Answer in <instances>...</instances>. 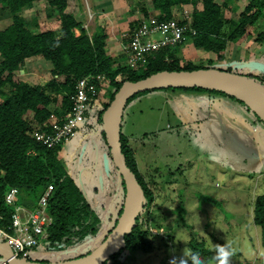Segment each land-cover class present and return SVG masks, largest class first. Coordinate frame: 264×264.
<instances>
[{
	"label": "rangeland",
	"instance_id": "374dc122",
	"mask_svg": "<svg viewBox=\"0 0 264 264\" xmlns=\"http://www.w3.org/2000/svg\"><path fill=\"white\" fill-rule=\"evenodd\" d=\"M200 1L197 3L201 8ZM246 3L247 0H236L235 4L224 9L225 16L237 20ZM67 10L83 23L90 35L104 29L108 35V52L112 57H119L124 66L136 70L145 66L148 59L134 58L127 45L140 24L148 25L151 19H160L159 11L154 10L153 0H68ZM145 10L150 14L146 15ZM172 12L173 19L184 24L188 31L193 30L192 3L173 5ZM20 14L31 31L54 28L57 34L60 33V22L47 0L29 3ZM12 22L9 7L0 3V26L5 27ZM230 28V24H226L223 30L228 32ZM261 30H264V18L248 26L247 32L237 41L240 44L229 42L225 63L215 62V53L195 47L187 36L180 43L181 65L185 66L189 61L197 66L222 69L230 65L233 71H242L238 73L263 74L264 56L253 54L259 44L255 36ZM79 32L76 29V33ZM24 68V71L16 73L33 84H43L52 77L51 64L42 55L28 57ZM97 78L100 90L93 94V109L103 106L113 91L108 79L101 75ZM245 81L264 96V84ZM183 90L162 87L144 91L132 99L131 105L122 113V116L126 113V121H121V129L129 135L139 169L155 193V200L149 212L144 214V221L150 227L156 246L153 253L125 249L123 264H170L171 253L180 256L191 252L192 244L201 241L212 251L218 243H231L236 254L230 259V264L240 257L245 259L256 254L262 259L264 248L263 245L261 248L258 246L261 235H256L258 229L252 219L251 205L262 193L264 183V121L246 105L212 91L187 89L194 97L176 100L174 95ZM56 107L57 103L50 105L52 109ZM96 119V116L89 117L76 129L72 137L80 134V140L71 144L73 150L69 145L65 151L62 148L61 158L68 170L72 171L73 160L81 159L80 151L84 146L89 148L97 144L106 150L102 126ZM89 122L95 124L92 126ZM254 127L260 132L253 131ZM103 158L110 159L108 153ZM114 172L119 178L116 167ZM173 181L177 182L174 187ZM162 185L166 187L162 188ZM113 221L108 222L110 227ZM107 229L105 227L101 235L80 249L62 253V257H77L92 251L105 239ZM168 231L171 239L167 238L170 236ZM46 240L41 241L42 246ZM165 241H172L168 249L163 245ZM35 250L38 249L31 248L30 260L51 261L49 252L37 258ZM204 264H217L215 256Z\"/></svg>",
	"mask_w": 264,
	"mask_h": 264
},
{
	"label": "trees",
	"instance_id": "16d2710c",
	"mask_svg": "<svg viewBox=\"0 0 264 264\" xmlns=\"http://www.w3.org/2000/svg\"><path fill=\"white\" fill-rule=\"evenodd\" d=\"M33 1L36 0H0V3H5L9 7L13 19L11 24L0 26V211L3 214L0 226L5 227L11 223V214L14 211L13 206L5 201V192L8 188L18 187L20 195L22 194L19 202L33 208L46 188L52 185L48 201L52 222L48 227L45 248L61 253L63 250H69L72 253L73 249H80L82 245H86L92 238L98 236L103 222L91 200L86 197L61 158L65 142L50 148L36 138L34 131H42L49 128L53 120L58 122L65 118L73 105L71 96L76 94V84L80 79L91 77L96 90H100L97 77L101 75L109 80L113 88L104 105L94 108L93 111V115L97 118L96 122L102 126V134L107 145L106 153L113 160L103 130L102 114L124 81L142 79L160 70L211 68L232 72L245 84L247 82L245 80L264 84V73L252 76L235 72L231 66L226 69L197 66L191 61L183 66L179 56L180 43L156 51L153 56L148 57L147 63L140 70L129 68L121 63L119 57H112L108 52L107 32L98 29L90 35L83 23L67 10L68 0H47L60 22L59 34L54 28L31 31L20 11ZM200 2L201 8L198 7L197 0H153V6L155 11H159L157 15L161 20H168L173 17V5L192 3L194 32L187 31L186 35L195 47L215 53L216 59L220 62L226 58L229 42H237L247 32L249 25H255L259 19L264 18V0H247L237 20L227 18L224 10L235 4L236 0H223L222 4L215 0ZM145 14L149 15L150 12L145 10ZM226 24L231 26L228 32L223 30ZM35 26H37L36 21ZM76 29L80 30L78 34ZM255 37L257 43L264 48V30ZM35 55H42L51 64L52 77L43 84H33L20 78L16 73L24 71L26 59ZM182 89L212 91L244 104L222 91L202 87ZM138 94L123 104L121 121L124 109ZM52 103H57L55 109L50 108ZM90 104L94 105L93 100ZM89 124L93 126L95 123L89 122ZM121 144L128 166L135 172L143 187L146 203L137 216L132 231L125 236V247L103 264H123L125 249L151 253L156 248L150 227L144 221V214L149 212L155 200V193L140 171L135 150L129 143L128 135L122 129ZM115 167L118 169L117 166ZM121 183L125 190L122 176ZM122 207L123 204L103 238L115 226ZM253 215L264 241V192L259 194L253 203ZM192 251H197L203 262L211 260L214 255L203 241L192 244ZM187 264H190V261Z\"/></svg>",
	"mask_w": 264,
	"mask_h": 264
},
{
	"label": "water",
	"instance_id": "95a60500",
	"mask_svg": "<svg viewBox=\"0 0 264 264\" xmlns=\"http://www.w3.org/2000/svg\"><path fill=\"white\" fill-rule=\"evenodd\" d=\"M162 87H202L222 91L242 101L264 121V96L250 88L232 72L197 68L160 70L138 80H126L102 114L103 130L115 165L125 182V197L120 216L105 239L92 251L73 258L41 261L17 256L7 241H0V257L10 264H103L126 245L137 216L143 210L146 196L135 172L128 166L121 144V111L126 100L134 95Z\"/></svg>",
	"mask_w": 264,
	"mask_h": 264
},
{
	"label": "built area",
	"instance_id": "2783aa9c",
	"mask_svg": "<svg viewBox=\"0 0 264 264\" xmlns=\"http://www.w3.org/2000/svg\"><path fill=\"white\" fill-rule=\"evenodd\" d=\"M136 30L127 49L134 58L142 60L145 58L147 60L152 53L164 47L185 41L188 31L184 24L173 18L151 19L148 25L141 26L140 24ZM155 34L159 36L156 37ZM95 90L96 86L91 77L80 79L76 84V94L71 96L73 105L65 118L58 122L53 120L50 127L42 131L36 130L34 133L36 138L50 148L70 140L76 129L87 121V118L94 117L95 103L93 102L94 105L90 103L94 98ZM52 188V185L46 188L33 208L19 202L18 187L12 186L6 190L5 201L13 206L14 211L11 214V223L5 227L0 226V241H7L17 256L29 259L31 248L49 252L52 258L60 254L57 250H47L45 245L41 244L42 240L48 238V227L52 222L48 211ZM2 218L3 214L0 211V219Z\"/></svg>",
	"mask_w": 264,
	"mask_h": 264
},
{
	"label": "crops",
	"instance_id": "0c3cea01",
	"mask_svg": "<svg viewBox=\"0 0 264 264\" xmlns=\"http://www.w3.org/2000/svg\"><path fill=\"white\" fill-rule=\"evenodd\" d=\"M235 43L240 44L241 42H235ZM228 47H229V45H228ZM263 49L264 48L260 44H258L257 48L255 49V52L253 54L254 55L256 54L257 56L262 57V56H264V50ZM242 52L245 53L246 50L245 51L243 50ZM215 62L225 63L226 59H224V61H222V62H220L218 60ZM238 72H242V71L240 70ZM188 95H190V96H188ZM174 97L176 98V100H179L181 98L192 99L194 96L192 94H189L188 90L185 89V90H183V92H181L177 95H174ZM216 99L221 100V98H219V97H216ZM130 105H131V102L129 103L128 106H130ZM127 107L125 109H127ZM208 119H210V118H208ZM122 121H126V113L123 115ZM196 121L198 122L199 119H196ZM253 131H255L256 133L257 132L259 133L260 129H257V127H254ZM124 133L126 134V132H124ZM126 135H128V134H126ZM74 137H71V139L68 141V143L65 144V146L63 147L64 151L66 150V148H65L66 146L69 145V148H70V147H72L71 146L72 143H76V142H78V140H80V134H78L77 136H74ZM128 137H129V135H128ZM70 149L73 150V148H70ZM105 152H107V148L105 150L104 148H101L97 144L94 147L89 146V148L84 146L82 148V152L80 151V154L82 156V157L80 156L81 159L79 158V160H76V161L73 160L74 163L73 162L71 163V166L73 165L72 171H70V169H69L72 177L74 178L76 183L79 185V187L82 189V191L85 193L86 197L89 200H91V202L94 206V209L96 210V212L98 213V215L100 216V218L103 222L102 227H101V231H100V235H101V232H103L105 227H108L107 230H109L110 226L108 225V222H112L115 219L118 211L121 208V205L124 202V197H125V190L123 189V186L121 183V176L119 175V178H116V174L114 172V167L116 165L111 158L110 159L108 158L109 161H107L105 158H103V155L104 154L106 155ZM176 183H177L176 181H173L171 183L173 185L172 187H174ZM262 185H263L262 192H264V183ZM165 187L166 186L162 185V188H165ZM251 207L253 208L252 205H251ZM252 219L254 221L253 209H252ZM254 225L256 226V229L259 230V227L255 224V222H254ZM258 230H256V235H261L260 231H258ZM168 233L170 234V231H168ZM167 238L171 239L172 235L171 234H170V236L168 235ZM258 239H259L258 240L259 248H261V245H263V248H264V241L262 240V238H258ZM167 242L168 241H165V242H163L164 244L163 243L162 244L164 246H166V248L168 249L169 244H171L172 241L168 242V243ZM155 249L153 252H156ZM67 251H69V250H63L62 253H67ZM34 252H35V255L37 258L43 257L45 255V253H48V252H44L41 250H39V251L37 250ZM153 252H151V253H153ZM59 253L60 254L57 257L52 258L51 261L73 258V257H68V256L63 258L62 253L61 252H59ZM213 253H214V251H213ZM38 254H40V255H38ZM214 256L215 255H213V258L211 260L214 259ZM170 257H171V259H173V257H176V255L171 253ZM50 258H51V256H50ZM35 260H41L42 261L45 259L39 258V259H35ZM211 260L204 261V263H207ZM0 264H8V263L3 257H0ZM232 264H264V256L262 257V259L259 258L257 256V254L253 255L251 257H246L245 259L240 257L239 259L234 261Z\"/></svg>",
	"mask_w": 264,
	"mask_h": 264
},
{
	"label": "clouds",
	"instance_id": "9594fccd",
	"mask_svg": "<svg viewBox=\"0 0 264 264\" xmlns=\"http://www.w3.org/2000/svg\"><path fill=\"white\" fill-rule=\"evenodd\" d=\"M235 254L236 249L227 241L223 244L218 243L214 249L217 264H230V259ZM188 261H190V264H204L202 257L197 251L182 253L180 256L173 257L170 264H187Z\"/></svg>",
	"mask_w": 264,
	"mask_h": 264
}]
</instances>
